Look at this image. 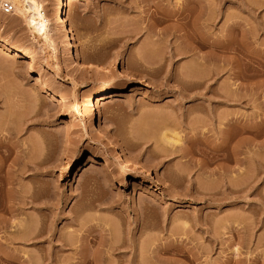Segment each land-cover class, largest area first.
Wrapping results in <instances>:
<instances>
[{
  "label": "rangeland",
  "instance_id": "rangeland-1",
  "mask_svg": "<svg viewBox=\"0 0 264 264\" xmlns=\"http://www.w3.org/2000/svg\"><path fill=\"white\" fill-rule=\"evenodd\" d=\"M153 1L73 0L74 48L99 66L81 69L61 52L56 71L0 4V38L36 53L28 71L0 50V160L11 149L1 177L12 182L0 185V264H79L81 253L84 264H264V0L252 11L240 5L250 0H204L219 14L195 52L175 21H155ZM168 49L183 53L168 60ZM76 80L78 102L105 82L117 86L84 119L49 100L56 90L71 95ZM38 108L36 124L23 121ZM98 126L142 181L103 166L113 150Z\"/></svg>",
  "mask_w": 264,
  "mask_h": 264
},
{
  "label": "bare ground",
  "instance_id": "bare-ground-1",
  "mask_svg": "<svg viewBox=\"0 0 264 264\" xmlns=\"http://www.w3.org/2000/svg\"><path fill=\"white\" fill-rule=\"evenodd\" d=\"M72 1L73 0H54L53 9L49 7L51 4L50 0H10V2L13 3V7L7 1L5 2L4 0H0V4L9 5L13 10L12 12L14 13L13 15H15L14 17L11 14L14 17V19L12 18V21L13 22L14 20L15 21L18 20L17 22L22 21L23 24H25V29L31 34V38L36 43H38V45L43 50L48 51V53L50 54V57L54 60V63L51 64L50 66L55 71L58 68L56 60L61 52L63 53V55H66L68 58H70L73 62L77 63L81 69H93V68L98 67L99 64L88 60L85 57V55L79 51V49L74 48L76 44H75V40L73 37L72 27H71L70 22H68V19H66V16L68 14L69 7ZM161 1L162 0H154L152 2L154 6V11L152 12V14L154 16L156 15L155 21L158 23L167 21L169 19H172L173 21H175V23L173 24L174 29L172 28V30L180 31L179 35L184 37L186 41L185 47L187 48V50L195 52L198 47L204 46V44L208 43L207 38L204 36L205 28L207 26L208 21L212 18L211 13H215L217 16L219 12H217L216 10L215 12H212L210 8H208L204 4V0H175L173 9L166 8V6H164L161 3ZM250 1L249 2L243 1L241 2L240 5L247 11H252L253 3H252V0ZM118 3H120V1H118ZM8 23L12 24L11 21H9ZM263 29H264V26H263ZM190 30L192 32H190ZM225 43L226 44L230 43V39H225L222 41L215 40V41L209 42L210 45L212 44L211 46L214 49L219 47L217 45H220V44L225 45ZM0 46H1L0 50L7 52V54L9 55L13 56V55L18 54L19 56H21V58H24L26 60V64H25L26 70L30 71V70L35 69L34 60H35L36 53L30 48L26 46H22V44L18 42H5V40H3L2 38H0ZM148 49L150 50V48L148 47L147 49L146 48L144 49V52L142 51L143 48L142 50L139 49L138 51H140V54L142 55V54H145V50L147 51ZM171 51L172 50H169L168 56H166L167 57L166 59L168 60H170L172 57L177 55L178 52H180V54L183 53L180 51V49L176 50L177 51L176 53L174 51L172 52ZM148 58L152 60L150 56L146 57V59ZM200 58L202 59L203 57H200ZM13 69H17V66H13L12 70ZM109 70L110 71L115 70V66L113 64H109ZM116 71L123 78L131 79L133 77L132 74L123 67H121L119 71L118 70ZM36 81L42 82V85H41L42 89H45V90L50 89V85L45 81V76L41 71H38V77ZM189 82H193V81H189ZM194 82H197V83H194L196 86L201 85V83H203V82L200 83L199 80L194 81ZM116 86H117V83L110 82V81L105 82L98 91L87 94L83 102H78L74 94V91L77 90L78 87H80V83L77 82V80L76 82L75 81L71 82V90H72L71 95L69 96L64 95L63 92L60 90L50 92L48 93V95L50 96L49 100L51 101L56 100L70 107L72 105L78 107L76 109L77 113H79V115H81L84 119H86L92 115V111H94L95 103L99 102L102 99L109 98L112 89L115 88ZM39 93L40 91L36 89L35 95H37V98L39 99V102H40L41 99L39 97ZM40 111L41 110L38 108L36 111L31 113L30 115L29 114L25 115V118L23 121L24 122L31 121V125L36 124L35 122H32V121L37 120L34 117H36ZM91 125L92 127H94L96 124L93 121L91 122ZM96 129L98 131V137L105 140L107 143V147L113 150L112 155L109 157L107 161L103 163V166H105L107 169L112 171V173H113V170L115 169L119 170L121 177L123 178L132 177L133 182L142 181L141 180L142 178L140 176L131 175L132 173L135 174V173H140V172L139 170H135L129 167L130 162L125 161L124 158H122V152L116 148V145L113 141L107 138L105 130L101 128L100 126H98ZM6 133H7V136L3 135L4 137H6L4 141H7L10 143V141L8 140L11 139L12 134L8 130L6 131ZM162 138L168 144H174L179 141L178 137L173 134L172 135L163 134ZM3 139H4L3 137L2 139H0V143H4L3 141L1 142V140ZM10 144L12 146V142ZM10 150L11 149L7 147V149L4 151L6 152V154H4L2 156L3 159L0 160V185L4 183V184H7L8 187H11L10 185L12 184V182H10V179L7 178L8 176L6 177L7 179L5 178L6 180L3 179L1 177V173H2V165L5 162L6 158L9 156ZM27 164H28V161L26 159L23 161V165H22V168L20 169V172L25 173L26 169H24V167H27ZM10 167L11 166H9L8 168ZM6 171L9 172V170H6ZM10 173L11 172H9L8 174ZM8 174L6 172V175ZM8 187L7 189H9ZM34 238H35V235L32 239L33 240L32 244L36 245L37 240L35 241ZM86 248H85V251H86ZM161 249H164V247H161ZM82 254L83 253H81L80 255V258L82 261L80 260L79 264H84L83 261H85V259L87 258L86 256H84L85 254L84 255ZM97 254L98 253L95 254L94 252V255H96V257L98 258L99 255L97 256ZM83 256L84 258L85 257L86 258L84 259ZM137 264H143V263L139 262Z\"/></svg>",
  "mask_w": 264,
  "mask_h": 264
},
{
  "label": "built area",
  "instance_id": "built-area-1",
  "mask_svg": "<svg viewBox=\"0 0 264 264\" xmlns=\"http://www.w3.org/2000/svg\"><path fill=\"white\" fill-rule=\"evenodd\" d=\"M3 7L5 11H9V9H11V7L7 4L3 5Z\"/></svg>",
  "mask_w": 264,
  "mask_h": 264
}]
</instances>
